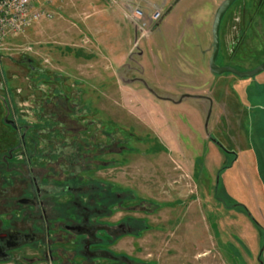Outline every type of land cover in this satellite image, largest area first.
Here are the masks:
<instances>
[{
    "label": "rangeland",
    "instance_id": "374dc122",
    "mask_svg": "<svg viewBox=\"0 0 264 264\" xmlns=\"http://www.w3.org/2000/svg\"><path fill=\"white\" fill-rule=\"evenodd\" d=\"M65 1L75 8L39 0L53 18L3 41L0 96L9 117L54 133L59 121L51 125L48 114L67 97L68 126H79L90 148L79 174L119 193L99 220L135 227L111 246L131 264H264V70L249 78L209 70L222 0H77L78 12L63 15ZM58 18L76 33L55 36ZM251 19L231 56L237 64L220 48L218 65L264 60V11L254 0L230 8L222 47ZM42 132L41 145L62 140Z\"/></svg>",
    "mask_w": 264,
    "mask_h": 264
},
{
    "label": "flooded vegetation",
    "instance_id": "af4514ba",
    "mask_svg": "<svg viewBox=\"0 0 264 264\" xmlns=\"http://www.w3.org/2000/svg\"><path fill=\"white\" fill-rule=\"evenodd\" d=\"M236 1L231 3L220 19L216 65L220 48L225 62L237 64L231 56L236 53L237 46L243 43L242 39L253 23V19L242 22L235 32V40L229 41L227 47H222L225 17ZM220 4L211 20L210 51L207 49L209 70L213 51L212 26ZM254 6L264 11V0H254ZM205 13L208 23V10ZM159 14L153 19L157 21L161 17ZM27 65L31 71H40L30 59ZM257 65L243 69L228 64L218 66L244 71ZM1 98L5 110L0 116V264H100L101 260L105 261L104 264H131L129 258L123 255L119 257L111 246L121 234L131 233L135 227L127 221L108 224L99 220L102 215H110L115 209L119 193L102 188L95 180L86 184L79 174L80 164L87 162L86 151L90 148L82 136L78 137L81 135L80 127L68 126L73 118L68 114L70 107L67 97L58 100L57 104L54 101L55 111L48 114L51 125L59 121L54 133L53 126L42 132L41 128L20 124L10 118L7 99ZM41 132L60 136L62 140L56 148L51 143L41 145ZM70 134H73L72 141ZM101 148L99 144L98 150ZM52 155H56L59 160L53 161L50 158ZM43 156L48 157L46 166L42 162ZM55 164L61 168L56 172L53 168ZM54 173L60 180H53Z\"/></svg>",
    "mask_w": 264,
    "mask_h": 264
},
{
    "label": "built area",
    "instance_id": "2783aa9c",
    "mask_svg": "<svg viewBox=\"0 0 264 264\" xmlns=\"http://www.w3.org/2000/svg\"><path fill=\"white\" fill-rule=\"evenodd\" d=\"M38 2L39 0H0V48L9 34L20 33L41 19L53 18V12L44 7L43 2L40 5Z\"/></svg>",
    "mask_w": 264,
    "mask_h": 264
},
{
    "label": "water",
    "instance_id": "95a60500",
    "mask_svg": "<svg viewBox=\"0 0 264 264\" xmlns=\"http://www.w3.org/2000/svg\"><path fill=\"white\" fill-rule=\"evenodd\" d=\"M233 1L234 0H223L222 3L220 4L216 14H215L213 26H212L213 51H212V54H211V57L209 60L210 70L216 74H220L223 72H231V73H234L235 75H237L239 77H253L256 74H258L264 70V60L260 64H258L255 68L249 69V70H244V71L237 70V69H234V68L229 67V66H218L215 64V56H216L217 50H218V30H219L220 19H221L223 13L225 12V10L231 5V3Z\"/></svg>",
    "mask_w": 264,
    "mask_h": 264
},
{
    "label": "crops",
    "instance_id": "0c3cea01",
    "mask_svg": "<svg viewBox=\"0 0 264 264\" xmlns=\"http://www.w3.org/2000/svg\"><path fill=\"white\" fill-rule=\"evenodd\" d=\"M71 1H72L71 3H73L72 5H75V8H72L71 4L68 1L62 2L59 5V8L62 9L63 15L68 14V13L70 14L74 11L78 12L77 2H76L77 0H71ZM53 26L56 28L55 32L53 31L55 36L62 35V38L64 37L66 38V36L76 33V30H70L69 28L70 26L67 25L65 20L62 18H58V20L54 23Z\"/></svg>",
    "mask_w": 264,
    "mask_h": 264
}]
</instances>
